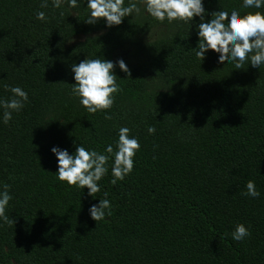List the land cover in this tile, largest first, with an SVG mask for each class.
I'll return each instance as SVG.
<instances>
[{
	"label": "trees",
	"instance_id": "trees-1",
	"mask_svg": "<svg viewBox=\"0 0 264 264\" xmlns=\"http://www.w3.org/2000/svg\"><path fill=\"white\" fill-rule=\"evenodd\" d=\"M241 3L204 0V8L264 13ZM39 5L0 0V98L12 95L5 85L28 94L0 123V183L14 221L0 227V264H264V65L235 69L211 50L200 62L195 24L132 14L106 28L84 23L86 0ZM123 51L130 75L114 68L112 107L87 113L71 93V66L115 63ZM120 127L140 144L122 181L110 183L111 159L93 197L57 180L52 147L115 151ZM249 180L256 198L242 194ZM105 198L111 214L95 222L88 209ZM237 224L250 233L239 242L229 235Z\"/></svg>",
	"mask_w": 264,
	"mask_h": 264
},
{
	"label": "clouds",
	"instance_id": "clouds-1",
	"mask_svg": "<svg viewBox=\"0 0 264 264\" xmlns=\"http://www.w3.org/2000/svg\"><path fill=\"white\" fill-rule=\"evenodd\" d=\"M85 0H40L39 7L47 9H61L65 4L69 8H76ZM241 7L245 9H261L264 0H242ZM87 11L84 23L94 25L103 21L106 28L118 26L125 17L135 14L146 15L158 23L167 21L168 24L177 22L187 25L188 29L195 24L198 37L195 56L201 62L209 50L216 52L217 61L232 62L235 69H241L247 62L253 68L264 65V13L261 11L241 14L238 8L230 11L218 9L207 13L204 0H86ZM63 15V12L60 13ZM210 18L205 20V17ZM198 18V23L193 18ZM36 19L46 21L48 18L44 11L36 12ZM114 68L124 73L125 78L130 75L129 69L123 59L115 63L102 58H85L78 64L71 66L72 79L71 93L79 99V104L89 114L110 109L114 103V94L119 91L116 83L117 77ZM5 88L12 94L8 99L0 98V123L7 124L14 112H19L28 101V94L19 86ZM105 119L111 116L105 112ZM128 127H120L115 151L112 144L104 148V152L86 149L82 145L75 147V152L69 154L68 150L52 147L51 154L57 162L55 176L58 181L65 182L68 187L75 186L81 192L87 189V195L93 197L100 191L98 183L108 172L107 162L112 160L110 183L116 185L133 170V157L140 144L136 137L129 136ZM151 126L147 128L149 134L154 133ZM107 153V155L105 154ZM246 192L242 193L256 198L260 193L256 190L253 181L249 180ZM105 197L107 193H104ZM12 199L9 186L0 183V227L4 224L13 225L14 221L5 214V209ZM110 202L107 198L99 199L98 204L89 207V217L97 222L110 215ZM234 241H242L250 235L243 224H237L229 234Z\"/></svg>",
	"mask_w": 264,
	"mask_h": 264
},
{
	"label": "rangeland",
	"instance_id": "rangeland-1",
	"mask_svg": "<svg viewBox=\"0 0 264 264\" xmlns=\"http://www.w3.org/2000/svg\"><path fill=\"white\" fill-rule=\"evenodd\" d=\"M116 58L117 59H126L127 58V52L126 51L118 52L117 55H116Z\"/></svg>",
	"mask_w": 264,
	"mask_h": 264
}]
</instances>
